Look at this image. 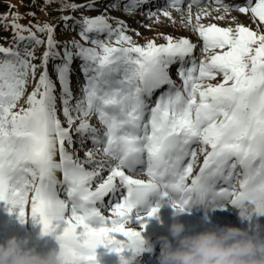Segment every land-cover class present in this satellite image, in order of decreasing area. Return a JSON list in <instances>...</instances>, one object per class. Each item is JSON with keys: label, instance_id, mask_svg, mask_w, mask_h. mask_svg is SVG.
I'll list each match as a JSON object with an SVG mask.
<instances>
[{"label": "snow or ice", "instance_id": "6c2138e0", "mask_svg": "<svg viewBox=\"0 0 264 264\" xmlns=\"http://www.w3.org/2000/svg\"><path fill=\"white\" fill-rule=\"evenodd\" d=\"M94 2L61 0L62 7L73 10L93 7ZM148 2L130 0L124 7L132 11ZM184 2L168 0V7L181 11ZM216 3L225 11L231 7L224 0ZM236 7L264 22V0H247ZM163 15L171 18L167 10ZM8 16L15 40L28 41L33 48L0 46V201L17 212L21 222L31 217L41 224L42 233L54 234L63 264H99V245L118 254L143 251L145 217L155 216L160 207V201L150 203L151 196L167 198L177 211L197 203L210 207L230 203L241 209L242 216L264 213V32L242 24L235 29L205 26L199 15L192 23L189 4L188 23L203 38L198 60L197 45L188 38L169 35L165 44L149 40L141 46L126 34L123 21L117 20L114 28L105 15L83 16L77 21L79 35L93 46L73 39L64 42L61 55L55 26L21 25L19 13L0 15V20ZM73 19L64 16L62 22L70 26L67 22ZM37 32L46 33V40ZM100 33H107L109 41L115 36L116 43L99 39ZM43 44L46 50L37 65L32 62L34 48ZM74 57L82 59L86 80L82 95L75 98L69 86ZM52 58L62 59L55 71L67 127L58 116L56 85L47 68ZM176 62L179 86L168 71ZM38 67L43 71L27 94V107L15 110ZM217 76L222 77L220 83H204ZM163 85L168 91L150 107L146 97ZM93 116L102 128L90 123ZM73 133L80 135L81 146L85 137L92 141L83 161L70 151ZM200 154L203 163L194 173ZM85 164L95 167L89 170ZM106 165L109 174L93 187ZM138 165H146L147 179L129 174L137 172ZM57 172H62V180ZM105 208L111 215L104 214ZM133 216L139 228L131 222ZM132 258L121 255L122 264Z\"/></svg>", "mask_w": 264, "mask_h": 264}, {"label": "rangeland", "instance_id": "374dc122", "mask_svg": "<svg viewBox=\"0 0 264 264\" xmlns=\"http://www.w3.org/2000/svg\"><path fill=\"white\" fill-rule=\"evenodd\" d=\"M155 1L156 0H149L148 3L141 5L135 10L126 11L124 5L126 3H130V0H95L93 7H80L76 10H73L70 7H62L61 0H52L51 3H49L48 0H0V15L19 13L18 23L24 26H34L36 24H43L45 22L55 26L54 37L59 42L58 50L61 52V55L63 54L64 50V42L71 41L73 39L84 44L86 47H92L93 45H91L87 41L82 40V38L80 37V25L77 23V21H79L83 16L95 17L97 15H105L109 17L108 22L112 24L114 28L117 26V20L123 21L126 34L131 36L133 41L141 46L146 45L149 40H153L157 45L165 44L167 43L164 38L165 36L170 35L174 39H178L181 37L187 38L188 35L190 36L191 32H194L198 36V41L196 43L197 48L194 50V55L198 56V60L202 58L201 49L203 48V38L199 36L197 31L193 30L192 24L188 23L187 19L189 3H187L186 6H183L181 8V11H177L175 10V8L168 7V4L157 5L158 1ZM66 2L75 3L78 5H87L90 0H66ZM113 2H117L119 4V7H110V4ZM243 4H246V2L241 3V5ZM236 5L237 3L232 4L231 7L227 11H225L221 5H218L216 3L211 4L208 2V0H202L199 4H195L191 7V12L193 15L192 23L196 22V16L199 15V23L205 26H208L212 23H218L222 27H231L235 29L237 25L242 24L246 27H249L253 31L264 32V22H260L258 17H254V15L250 11L247 13H241ZM165 10L172 11L173 14H171V18L165 17L163 15V11ZM150 12L155 13V16H150ZM30 13H34V15H31ZM64 16L75 18L67 22L70 26H65V24L62 22V17ZM221 16L223 17V19H217V17ZM11 19L12 17L8 16L7 20H0V46L18 47L21 51L25 47L33 48V45L28 41L19 42L15 40L14 30L10 26ZM32 30L35 32L36 28L33 27ZM23 34L25 36L28 35V33L26 32ZM90 35L96 36L95 33H92ZM37 36L46 40V33L37 32ZM98 38L105 40L106 42H109L111 44L116 43L115 36H113L111 38V41H109L107 33H100ZM68 46L73 52L77 51L75 48H72L71 44H69ZM34 50L36 59L32 62L37 65H41V57L46 50V44L35 46ZM210 54L211 52L203 53V56L206 57ZM60 63H62L61 58H52L49 60L47 68L50 78L56 85L54 94L57 96L58 116L61 121L64 122V126L67 127V123L62 112V103L60 101L61 87L57 73L55 71V66ZM82 64L83 61L80 57H74L71 64L69 86L72 90L74 98L80 97L82 95V88L86 83L85 76L81 68ZM42 71L43 68L38 67L36 70V76L34 78L31 76L29 77L28 83L26 85L25 97L18 102L17 109L15 110L18 111L20 107H27V104L25 103L27 94L31 93L36 87L39 75ZM168 71L170 77H174L173 79L180 78L179 75H175V73L178 74V67L175 65V63L169 67ZM221 79V76H217L215 80H205L204 83L216 84L220 83ZM160 95L161 94L158 93L155 97H152L151 100H147L150 107L154 106V100L157 99ZM71 103L75 104V99H73ZM73 115L75 116L76 113H73ZM78 122L79 121H77V123ZM90 123L97 128H102L98 118L95 116L90 118ZM73 139L74 144L71 146L70 151H74L75 155L83 161L86 158V151L93 148L92 141L89 138L85 137L84 144L83 146H81V137L76 133H73ZM194 147H196V145ZM97 158L99 159L100 157L97 156ZM202 159L203 155L200 154L197 164L200 163ZM197 164L194 168L197 167ZM85 167L91 170L95 166L85 164ZM108 174V167L106 165L105 168L101 171L100 178L94 179L93 187L101 182L102 179L106 178ZM132 175L134 176V178H146V165L138 166L137 172L132 173ZM60 195L61 198H65L66 196V193L63 191V186L60 187ZM3 209L4 207L0 208V213ZM104 211L105 215H111L110 209L105 208ZM10 215L11 216L9 217V220L12 222L15 228L19 229L18 237L27 236L29 237L30 243L36 245L34 243V235L31 226L29 225L30 217L27 218L24 222H21L18 218L17 212L10 211ZM151 240L157 241L154 238H152ZM36 247L38 248L37 245ZM155 248L159 249L158 242L156 243ZM141 263L146 264L147 262L142 261Z\"/></svg>", "mask_w": 264, "mask_h": 264}, {"label": "clouds", "instance_id": "9594fccd", "mask_svg": "<svg viewBox=\"0 0 264 264\" xmlns=\"http://www.w3.org/2000/svg\"><path fill=\"white\" fill-rule=\"evenodd\" d=\"M157 242L159 264H264V237L234 225L190 232L176 218L168 235L144 240L149 250ZM0 264H63V258L59 248L41 252L29 237L11 235L0 241Z\"/></svg>", "mask_w": 264, "mask_h": 264}, {"label": "bare ground", "instance_id": "6f19581e", "mask_svg": "<svg viewBox=\"0 0 264 264\" xmlns=\"http://www.w3.org/2000/svg\"><path fill=\"white\" fill-rule=\"evenodd\" d=\"M169 12H171V14H173L172 11H169ZM173 12H174V10H173ZM214 24H216L219 27H222L218 23H214ZM187 38L190 39L195 44L198 41V39H197L198 36L194 32H191L190 36L188 35ZM158 91H159V88L156 89L152 94H154V93H156ZM146 99H149V98H146ZM155 102H156V100L154 101V105H155ZM193 147H194V145H193ZM56 159L59 160V156L58 155H57ZM187 159L188 158H186V160ZM186 160H185V162H186ZM202 163H203V159H202V161L200 163L197 164V167L194 168V173L199 171V167L202 165ZM57 177H58V179L62 180L63 179L62 172H57ZM145 179H147V177ZM220 183H223V182H220ZM224 186H226V185H224ZM149 201H150L151 204H155V203H157V201H160L159 209H161V208L173 209L171 203L167 202V198H163V200H161V198L159 196H151L149 198ZM193 205L189 209L199 212V209L197 208V206H194V208H193ZM4 206L5 207L1 211L0 216L4 215L5 216V220L7 219L6 221L10 225V229H11L10 236L11 235H17L18 236L19 235V229L15 228V226L9 220V217L12 215V214L10 215V211L8 210L9 206L6 205V204H4ZM217 208L221 209L224 212V214L226 215L227 221L231 222V220H234V222H236V221L239 220L237 225H236V223H232V225L238 226V227H241V228H245V229H247L249 231L250 225L247 224V219H249V217L242 216L240 208L239 209H236V208L229 209V207L227 205H225L223 207H210L209 208L210 209L209 212H211V215L210 216L207 215L208 222L213 223L214 220H216L214 215H215V210ZM231 215H232V217H231ZM253 216L254 215H252L251 217H253ZM145 219L147 220V224H146V227H144L143 230L141 231V236L144 238V240L147 239L149 236L151 238H153L155 236V239H157V237L161 236V234H166L167 233V230L164 229L162 227V225L157 221L156 215L152 216V217H145ZM131 222L137 228L140 227L139 222L135 219L134 216H133ZM30 226L32 228V232H33V235H34V243L38 246V248H37L38 251L45 252V250H44L45 240H48V241L52 242L53 245L56 247V249L59 248V242L55 241L54 238L50 235V233H48V234L42 233L41 224L38 221L33 220L31 217H30ZM143 247L148 248L146 244H144ZM155 253H156V255H155ZM155 253H153L155 255L154 256L155 257L154 261L158 262L159 251L157 250V252H155ZM96 254H97V259L99 261V264H122L121 255H124L126 258L127 257H132L134 255L133 253H131L130 251H127V250H125L122 254H118V253H116L114 251H110V249L108 247H106L105 245H99L97 247V249H96Z\"/></svg>", "mask_w": 264, "mask_h": 264}, {"label": "water", "instance_id": "95a60500", "mask_svg": "<svg viewBox=\"0 0 264 264\" xmlns=\"http://www.w3.org/2000/svg\"><path fill=\"white\" fill-rule=\"evenodd\" d=\"M9 237V227L4 219L0 221V239L5 240Z\"/></svg>", "mask_w": 264, "mask_h": 264}]
</instances>
